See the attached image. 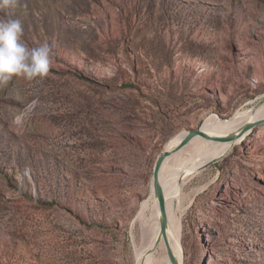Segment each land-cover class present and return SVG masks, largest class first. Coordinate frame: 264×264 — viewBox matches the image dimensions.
Here are the masks:
<instances>
[{"label":"rangeland","instance_id":"obj_1","mask_svg":"<svg viewBox=\"0 0 264 264\" xmlns=\"http://www.w3.org/2000/svg\"><path fill=\"white\" fill-rule=\"evenodd\" d=\"M0 19L54 53L0 88V264H135L168 142L264 102V0H18ZM240 142L170 197L183 264H264V125Z\"/></svg>","mask_w":264,"mask_h":264},{"label":"bare ground","instance_id":"obj_2","mask_svg":"<svg viewBox=\"0 0 264 264\" xmlns=\"http://www.w3.org/2000/svg\"><path fill=\"white\" fill-rule=\"evenodd\" d=\"M260 120H264V102H260L249 109L238 110L227 119L211 115L204 120L200 129L209 136L221 137L237 133L244 125ZM187 133L188 131L185 130L172 138L166 145L165 150H174ZM241 140L242 138L235 142H215L196 136L164 160L160 169V184L166 202V239L178 264L184 263V250L181 243L184 220L172 208L170 198L179 192L178 181L182 180L184 183L186 177L194 176L209 163L224 156ZM227 146H230L229 149L219 157L222 149ZM159 221L160 210L151 181L150 192L139 204L138 212L129 227L135 264H171L165 241L160 235ZM133 228L139 231V242L136 246Z\"/></svg>","mask_w":264,"mask_h":264},{"label":"clouds","instance_id":"obj_3","mask_svg":"<svg viewBox=\"0 0 264 264\" xmlns=\"http://www.w3.org/2000/svg\"><path fill=\"white\" fill-rule=\"evenodd\" d=\"M18 0H0V8L16 6ZM23 26L19 19H0V88L13 78L27 81L48 76L54 60L52 46L41 43L28 47L22 40Z\"/></svg>","mask_w":264,"mask_h":264},{"label":"water","instance_id":"obj_4","mask_svg":"<svg viewBox=\"0 0 264 264\" xmlns=\"http://www.w3.org/2000/svg\"><path fill=\"white\" fill-rule=\"evenodd\" d=\"M264 125V120H260L254 123L246 124L243 127L240 128V130L237 133H231L226 136H209L205 132H203L200 128L197 130H190L188 131L187 135L180 141L178 146L171 151L164 150L161 154L158 155L154 167H153V173H152V186L154 189V194L157 199L158 207L160 210V235L163 237L166 247H167V255L169 258V261L171 264H178L176 259L174 258V255L172 254V251L169 248L167 239H166V230H167V212H166V202L164 197V192L162 189V186L160 184V169L162 167V164L166 158H168L170 155H172L174 152H176L178 149L186 145L192 138L199 136L206 140H211L215 142H235L239 139H243L253 130L260 126ZM242 140V141H243ZM241 141V142H242ZM240 142V143H241ZM214 162V161H213ZM212 163V162H211ZM210 164V163H209Z\"/></svg>","mask_w":264,"mask_h":264}]
</instances>
